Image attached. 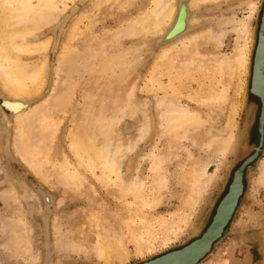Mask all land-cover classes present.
Segmentation results:
<instances>
[{
	"label": "rangeland",
	"instance_id": "obj_1",
	"mask_svg": "<svg viewBox=\"0 0 264 264\" xmlns=\"http://www.w3.org/2000/svg\"><path fill=\"white\" fill-rule=\"evenodd\" d=\"M102 1L75 0L69 2L70 7L64 15L61 14L62 19L69 16L63 40L76 25L71 42L76 48L71 55L75 59L70 56L71 60H65L69 61L66 63L68 67L65 61L58 66V53L46 51L45 85L31 103V107L42 109L31 111L30 107L18 119L16 116L4 118L0 107V264H45L48 255L51 264H106L96 252L100 219L113 226L120 225L126 238L124 247L129 253L124 259L116 257L113 264H138L198 238L212 221L219 202L230 188L220 207L234 190L238 191L236 204L242 190L244 192L225 232L198 264H264V182L259 181L264 146L244 173L240 167L254 153L260 140V99L250 94L249 88L260 21L264 26V0H184L190 21L194 20L188 23L183 36L195 35L200 30L206 33L204 41L201 36L190 42L186 39L181 42L182 37L170 40L163 32H154V36L126 32L135 21L151 11L154 0H118L117 3L112 0L107 4ZM173 1L170 0L171 5H178L182 0ZM75 7L76 11L70 15ZM244 21H248L250 29L255 31L248 65L235 67V73L225 75L224 67L219 64L233 56L242 45L238 29L242 28ZM170 23L164 26V31ZM48 28L42 27L38 35L41 38L47 36ZM215 30L221 39L219 44L209 37ZM39 55L34 53L25 56L24 60L35 62L41 57ZM262 64L263 61L256 63L254 85L264 87ZM61 66L62 69H58ZM57 81L62 89H58L60 96L63 91L65 94L63 92L60 104L47 103V106L43 101L52 97L51 90L58 88ZM86 89L94 93H91L90 109L83 117L81 110L86 105L83 101ZM0 91L6 92L1 82ZM223 91H227L226 100L219 98ZM261 98L264 99V95ZM161 99L179 103L204 119V124L181 133L171 155L166 149L170 137L163 130ZM233 108L236 111L234 149L225 156L216 155L215 141L219 136L206 133L212 127L229 131ZM76 122L83 132L99 131L103 127L102 132L106 125H110L108 138L113 149H120L123 170L128 172V178L137 176L143 181L138 198L129 194L117 200L114 196L117 192L104 187L101 169L86 168L84 162L73 154L69 131ZM125 124L134 128L126 130ZM144 126L147 130L145 138L138 140ZM128 143L132 150L130 146V150L126 149ZM63 159L69 162V169L63 166L58 169L61 166L58 163ZM30 160L37 161V164L31 167ZM205 161L207 174L213 176L216 173L215 177L196 204L185 207L183 200L192 187L195 166L205 164ZM74 169L83 176L81 188H78L83 190L82 193L76 191L77 187L68 175ZM164 178L166 183L161 185L158 181ZM38 184L54 195L55 207L49 215L43 212L42 199H39L40 207H37L38 199L35 207V196L31 191L38 193ZM5 188L9 190L5 191ZM133 201L137 202L133 204ZM54 213L58 215L56 226L53 225ZM124 219L131 221L127 227ZM81 220H85V231L82 234L84 241L80 239L79 242V229L75 231V224ZM18 231L25 235V238L20 235V243L15 236ZM25 239L30 240L29 249L22 245ZM32 253L38 255L35 262L30 259Z\"/></svg>",
	"mask_w": 264,
	"mask_h": 264
},
{
	"label": "bare ground",
	"instance_id": "obj_2",
	"mask_svg": "<svg viewBox=\"0 0 264 264\" xmlns=\"http://www.w3.org/2000/svg\"><path fill=\"white\" fill-rule=\"evenodd\" d=\"M104 1L106 4H107V2L109 3V1L112 2V0H103L102 2H104ZM117 1L118 0H116L115 2L117 3ZM174 1H176V0H174ZM69 2H75V0H0V82H1L2 88L4 90H6V92L0 91V107H1L2 111L4 112V115H5L4 118L16 116V118L21 119L20 117H21L22 113L31 107V103L33 102V97L36 94H38L39 92H41L43 86L45 85V80H46L45 76H46V71H47V68H46V66H47L46 57L47 56L45 57L44 55H45L47 50H52L56 54L58 53L57 54L58 55V62H59L57 64L58 66H60L62 64V61L71 60L70 56L72 55V52H74V50L76 49L74 47L75 45L73 46V44H72L73 43L72 39L74 37V34L76 33L75 32V29H76L75 26L76 25H73L74 27L72 28L71 33L70 32H69L70 34L67 33L68 37L65 40H63L65 31H66V26H67V19L69 18V16L65 15L66 18H64L65 17L64 16L63 17L64 19H62V16L65 13V10L70 7ZM121 2H122V0H121ZM121 2L119 4H121ZM123 2H125V1H123ZM153 3H154L153 4L154 7L152 9H150L151 11H149L147 13V15L146 14L144 15L145 17L144 16L140 17L139 20L135 21V23H133L130 27L127 28L128 31L126 29V32L130 33L129 35H132V34L133 35L134 34H144V35L151 34L152 36H154V34H156L154 32H158V33L163 32V34L166 33L165 37H167L170 40L176 39L178 37L179 38L182 37L181 42H184L185 39L189 40V42H190L196 38L204 36L203 39L201 38L204 41V38H206V33L204 32V30H203V32L200 30L199 33L195 32V35H192V33H191L190 36L189 35L183 36V35H186V31L188 30V27H189L188 23H190V22H192V20H194V19H192L190 21V18L187 14V11H188L187 10V4L184 0H182L181 2L178 1V5H175V4L171 5L170 0H154ZM103 5H105V4H103ZM73 7H71V8H73ZM76 9L77 8L75 7L72 10L70 15H72L76 11ZM62 13H63V15H61ZM251 16H250V18H251ZM247 19L250 20L249 18H247ZM169 22H171L169 25L170 27L164 31L163 30L164 26L166 25L165 27H167L168 26L167 24ZM44 26L49 27L48 32L46 34L47 36H45L44 38H41L42 36L40 37L38 35V33L42 29V27H44ZM241 27L242 28L238 29V32H240L238 34H240L239 38H241L243 40L242 45L237 49V51L235 52V54L233 56L229 57V59L223 60L222 62L220 61L222 64H219V65H222L224 67L223 72L225 73V75H227V74L231 75L233 72L235 73L236 72L235 67H240V68L244 67L245 68L248 65L249 51H250L252 44L254 43L253 42L254 41V36H253L254 30L252 31L250 29L248 21H244V23L241 25ZM263 29H264V26H263ZM126 32L124 34H127ZM214 32L212 31L209 34L210 40H213L218 44L221 43L220 36L218 34H216V30ZM219 34H220V32H219ZM151 35H150V37H151ZM117 38L119 39V37H117ZM113 39H114V37H113ZM178 40H176V41H178ZM109 42H106V44L107 43L109 44ZM102 46L105 48L104 44ZM104 48H102V49L104 50ZM256 48H257V45H256ZM107 51H109V50H107ZM34 53H38V54H40L39 56H41V57L36 59L37 61H35V62L31 61V63H30V62L24 60L25 56H28V55H31ZM95 53H96V51H95ZM74 56H75V54H74ZM114 56H116V55H114ZM122 56H123V54H122ZM71 57L74 58L73 56H71ZM90 57H91V55H90ZM255 60H256L257 64L261 63L264 60L263 42H262V45H260L258 56L256 57ZM67 62H69V61H67ZM67 62L65 61V66H66ZM70 63H72V62H70ZM66 67H68V66H66ZM58 69H62V66H61V68L58 67ZM67 69H69V68H67ZM125 70H127V68H125ZM60 71L61 70H59V72ZM59 72H56V73H59ZM122 72L124 73L125 71H122ZM64 73H66V72L64 71ZM59 77L60 76H58V78ZM57 80H59V79H57ZM55 85H57L58 88L55 87L54 89H52L53 91L51 90L52 97H50L49 99L47 98V99H45V101H43L44 103H46V105H47V103L49 105H51V104L53 105V103H55V102H58L59 104L61 103L60 100H61V97H62L64 91L62 92V95L60 96L61 93L59 92V90H62V89L59 88L60 86L58 84V81H57V84H55ZM224 85L225 84H222V86H224ZM226 86L227 85H225V88H227ZM254 90L257 93H259L260 96L264 95V87L254 85ZM91 93H94V92H91V91L88 92V90H87L84 93L85 97L83 99H85V100H83V101H84V104H86V105L84 106V110H81L83 113V117L87 114L88 110L90 109V105L92 103L91 102L92 101L91 100L92 99ZM64 94H65V92H64ZM67 95H68V93H67ZM219 98L222 100H226L228 98L227 97V91L221 92ZM62 102H64L63 99H62ZM173 103L174 102L170 103L168 101L166 102L165 99H161L160 105H159L160 109L163 112L162 113L163 116H161V117H163V121L165 122L163 130H164L165 134H167L170 137L168 144H167L168 146L166 147L167 151H169V154L173 153V150L175 149V146L178 142V139L181 137L182 132H185L186 130H188L190 128H195L196 126H200V125L204 124V119L199 114H197L195 111H193V110H191L185 106H182L179 103H176V102L174 104ZM53 106H55V105H53ZM37 108H38L37 106L33 105V107H31V111H32V109L34 111H36V110H38ZM40 109H42V107ZM43 110H45V109L43 108ZM50 110H51V107H50ZM232 111H233V113H232V117H231V126L229 127V131H228V129L227 130L215 129L212 127L206 133V135L214 136V135L218 134V136H219V137L217 136L218 138L215 141L216 142L215 154L217 152L216 155L223 154V156H225L226 154H228L229 152H231L234 149V143L235 142H234V129L233 128L235 127V124H234L235 122L233 121V119H234V115L236 114L235 108H233ZM144 113H145V111H144ZM19 122L20 121H18V123ZM77 123L78 122H76L75 124H72L73 125L72 129L71 130L69 129L70 130L69 131L70 132V140H69L70 144L69 145H70V148L72 149L73 154L75 156H77L79 159H81L82 162H84V165L86 166V168L91 170V169H95V168L99 167L101 169L100 175H101V179H102L104 187H106L111 192L113 190H115L117 192V195H114V196L116 197L117 200L118 199L121 200L122 198H125L129 194L136 195V197H137L138 191L143 186V181H142V179H140V177L138 178L137 176L136 177L134 176L135 178L134 177L128 178V172L126 173L123 170V168H122L123 162H121L122 161L121 159L123 156L121 157L120 149H119V147L117 149H113L114 147L112 148V144H111L112 141L108 138L109 131L111 130L110 125L109 124L106 125V128L102 132H100V131L102 130L103 127L100 128L99 131L96 130L93 132H83V131H81V129ZM143 123H142V125H143ZM125 125H126V130H131L134 128L133 125H129V124H125ZM145 128L146 127L144 126V128H143L144 130L140 132L141 135H139L140 139H138V140H141V138H143V137L145 138V132H147V130ZM140 130H142V129H140ZM22 131H23V128H22ZM44 133H46V132H44ZM20 134H22V132ZM20 134H19V136H20ZM21 138L23 139L22 136H21ZM22 139H21V141H24ZM134 143H136V142H134ZM128 144H126V146ZM22 145H23V142H21L20 146L22 147ZM131 145L135 146V144H131ZM129 146H130V144L128 145V147H126V149H128ZM131 148H133V147L130 146V149ZM130 149H128V150H130ZM170 155H168V156H170ZM165 157H167V155H165L164 158ZM253 157L254 156H251V157L249 156L248 160H250ZM62 161L63 162L58 163L59 165L61 164V166L57 165L58 169H59V167L61 168L62 166L66 167V169H69L68 168L69 162L67 161V159H65V160L63 159ZM159 161L161 162V159ZM30 162H32V163H30ZM30 162L29 163H30L31 167H34V165L37 164V161H34V160H30ZM204 163L205 164H202L198 167L195 166V170H194L195 173H194V178L192 181V187L190 190L187 191L186 198H185V200H183V205L185 207L187 205L190 206L191 204H193V205L196 204V201L199 200L203 191L208 186V183H210L213 180V177H215L216 173L215 174L211 173L213 176H209L207 174L208 173L207 172V162L205 161ZM221 163H222V161H221ZM132 164L130 165L131 167H133ZM220 165L218 164V166H220ZM241 165H240V167H241ZM262 165H263V166H261L262 167V173H261V176L259 178L260 179L259 181L261 183L264 182V162L262 163ZM240 167H238V168H240ZM35 169H37V168H35ZM242 173H244L243 167H242ZM79 174L80 173L77 172V169H74L73 171H69L68 175L70 176L71 180L74 181L73 182V183H75L74 186L77 187L76 191L81 192L83 190L78 189V188H81L80 186L82 184L83 176L79 175ZM81 176H82V178H81ZM232 176H233V174H232ZM65 177H66V175H65ZM243 177H244V174H243ZM158 182L161 185H165L166 180L164 178V179H160ZM232 182H233V179L230 183V186H231ZM243 182H244V180H243ZM10 189L11 190L5 188V191L9 190V192L11 193L13 191V188L11 187ZM37 190H38V193L34 192L33 190L31 191L32 194L35 196V199H34L36 202L35 207L37 204V199L39 202V204H38L39 206L37 205V207H40V200L42 199L43 203H44L43 212L46 211L45 213H47V215L51 214V212L53 211V207H55L54 195L50 192V190L47 191L46 189H44L43 186L41 187L39 184L37 185ZM228 192H229V189H228ZM12 194L13 193H11L10 196H12ZM14 194H15V192H14ZM224 197L221 199V201L219 202V204L217 206V211H216L215 216L213 218L215 220H214V222H212L213 220L211 221L212 225L210 223L209 226L210 225L211 226L210 227L208 226L209 229H207L208 227L206 228V230H205L206 232L203 231L202 234L198 238L193 239L192 241H194V240L195 241L191 245H189L188 247H186L182 250H179L182 247L191 243L192 241H190L189 243H187L184 246H181L179 248L169 250V251L165 252V254L163 253V255L160 254L158 256H155L154 257L155 259L152 258L153 260L151 259L150 262L145 263V264H183L185 262L196 259L200 254L206 252V250H208V248L211 247L213 241L218 236H220L222 234V232L225 229L226 224L230 221L231 216L233 214V211L235 209L237 198H238V191L234 190L233 193L226 200V202L219 208ZM64 198H66V196ZM136 202L133 201V204ZM58 203H60V202H58ZM57 206H58V204H57ZM55 215L56 214L54 213L53 225L56 226V222H58L57 221L58 215L57 216H55ZM134 215H136V214H134ZM128 216H126V217H128ZM107 218H108V216H107ZM140 219H142V218H140ZM13 220H15V219H13ZM58 220H59V218H58ZM108 220H109V218H108ZM99 221H100V223L99 222L98 223L100 224L99 225L100 232H98V233H99L100 239H99V243L97 245L98 247L96 246L97 247L96 252H98L100 257H102L103 262L106 264H113L114 263L113 261L116 257H119L120 259L126 258V254L129 253V250L127 252V247H124V243H125L126 238L121 233L122 227L120 228V225L119 226H117V225L113 226L111 224V222H108L107 220L105 221L104 219L102 221L100 219ZM123 222L125 223V226L127 227L129 225V222H131V221H125V219H124ZM75 225H76L75 231L77 230L76 228L79 229L78 230L79 233H77V236L79 238L77 236H75L78 238L77 241H79L80 239L84 241V239H83L84 237L82 236V234L85 231V220H81L80 223H76ZM57 226H58V224H57ZM126 227H124V228H126ZM19 231L15 233L16 238H18V240H19V238L21 239V237L25 238V235L22 236L21 233L19 234ZM70 231H72V230H70ZM25 232H27V231H25ZM22 233H24V232H22ZM20 235H21V237H20ZM67 238H69V236ZM98 238H97V240H98ZM60 239H61V237H60ZM18 240L15 241L14 243L18 242ZM25 240H26L25 244H22L23 242L21 244L23 245V247L25 245V248H28L29 245H31L30 240L29 239H25ZM139 240H141V238ZM141 242H142V240H141ZM14 243H13V245H14ZM19 243H20V240H19ZM79 244H81V243H79ZM17 245H18V243H17ZM17 245H15V246H17ZM81 245H83V244H81ZM96 252H95V254H96ZM30 259H31V261L35 262L39 258H38V255H36L35 253L33 255V253H32ZM45 264H51V256L50 255L47 256Z\"/></svg>",
	"mask_w": 264,
	"mask_h": 264
},
{
	"label": "water",
	"instance_id": "obj_3",
	"mask_svg": "<svg viewBox=\"0 0 264 264\" xmlns=\"http://www.w3.org/2000/svg\"><path fill=\"white\" fill-rule=\"evenodd\" d=\"M263 13H264V7H263V12H262V16H263ZM262 16H261V19H262ZM260 24H261V21H260ZM259 24V26H258V40H257V43H256V45H257V48L255 47V50H254V53H253V58H252V71H251V83H250V88H249V92H250V94H252V95H255V96H257L259 99H260V104H261V109H260V119L258 118V123H259V133H260V140H259V143H258V145L256 146V149H255V152L251 155V156H254L253 158H251L250 160H248L249 159V157L242 163V165H241V167H243V169H244V171H245V169L254 161V160H256V158L259 156V154H260V152L262 151V148H263V146H264V99L263 98H261V96H260V94L259 93H257L255 90H254V84H255V76H256V57L258 56V52H259V48H260V45L262 44V42H263V48H264V30H263V26H261ZM259 29H261V30H259ZM262 73H263V77H264V60H263V64H262ZM250 156V157H251ZM34 183V182H33ZM35 185V184H34ZM37 187V186H36ZM243 188H245V183L243 184ZM230 191H231V188H230V190H229V192L225 195V197H224V199L228 196V194L230 193ZM243 192H244V190H242ZM243 192H241V195L243 194ZM241 195H240V197H239V200H238V202H237V204H236V207H235V211H236V208H237V206H238V204H239V201H240V198H241ZM223 199V200H224ZM223 200H222V202H223ZM222 202H221V204H222ZM220 207V206H219ZM219 209V208H218ZM216 211H217V209H216ZM216 213V212H215ZM218 213V212H217ZM235 213V212H234ZM234 215V214H233ZM214 216H215V214H214ZM214 216H213V218H214ZM233 217V216H232ZM212 218V222H214V220L215 219H213ZM232 219V218H231ZM231 219H230V221H231ZM229 221V222H230ZM229 222L226 224V226H225V229H226V227H227V225L229 224ZM211 223V222H210ZM211 225H212V223H211ZM210 225V226H211ZM209 226V225H208ZM209 226V227H210ZM209 227L207 228V229H209ZM225 229H224V231L222 232V234L220 235V236H218L214 241H213V243H212V245H211V247L210 248H208V250H206V252H204V253H202V254H200L196 259H193V260H191V261H188V262H185V263H183V264H198L199 262H200V260L201 259H203L210 251H211V249H212V247H213V244L223 235V233L225 232ZM206 232V231H205ZM205 234V233H204ZM203 234V235H204ZM202 235V236H203ZM195 241V240H194ZM194 241H192L191 243H189L188 245H186V246H184V247H182L181 249H179V250H182V249H184V248H186V247H188L189 245H191ZM165 254V253H164ZM163 255V254H162ZM156 256H158V255H156ZM155 256H152V257H150V258H148V259H146V260H143V261H141V262H139L138 264H145V263H148V262H150L151 261V259L153 258V259H155L154 258ZM152 259V260H153Z\"/></svg>",
	"mask_w": 264,
	"mask_h": 264
},
{
	"label": "flooded vegetation",
	"instance_id": "obj_4",
	"mask_svg": "<svg viewBox=\"0 0 264 264\" xmlns=\"http://www.w3.org/2000/svg\"><path fill=\"white\" fill-rule=\"evenodd\" d=\"M228 192V191H227ZM225 196V195H224Z\"/></svg>",
	"mask_w": 264,
	"mask_h": 264
}]
</instances>
